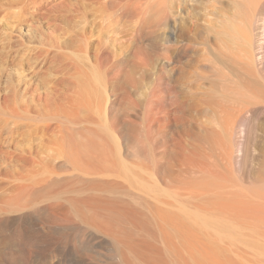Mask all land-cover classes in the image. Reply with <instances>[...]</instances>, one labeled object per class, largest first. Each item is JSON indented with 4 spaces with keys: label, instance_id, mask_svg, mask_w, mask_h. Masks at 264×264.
<instances>
[{
    "label": "bare ground",
    "instance_id": "obj_1",
    "mask_svg": "<svg viewBox=\"0 0 264 264\" xmlns=\"http://www.w3.org/2000/svg\"><path fill=\"white\" fill-rule=\"evenodd\" d=\"M137 3H19L18 24L49 29L36 37L41 39L36 52L38 66L49 64L50 69L39 67L23 91L13 84L1 86L0 79V264H264V251L255 250L254 243H218V171L180 134L170 140L164 135L163 126L173 118L159 101L161 79L145 99V134L154 159L130 162L135 155L126 146L138 135L139 105L132 97L129 61L109 54L100 40L92 54L93 36L83 14L92 7L121 18ZM65 23L72 27V50L60 40ZM236 29L231 26L232 34ZM16 73L22 78L19 69ZM125 102L131 110L116 116V106ZM184 135L199 139L196 133ZM163 158L168 161L164 166ZM171 169L194 175L195 181L172 185L167 180ZM67 176L85 182L93 194L67 206L39 202L65 186ZM113 183L129 185L152 200L163 221L161 233L146 212L110 197ZM47 221L53 227L45 226ZM55 233L65 240H56ZM105 237L113 241L108 262L96 258L106 243H90Z\"/></svg>",
    "mask_w": 264,
    "mask_h": 264
},
{
    "label": "rangeland",
    "instance_id": "obj_2",
    "mask_svg": "<svg viewBox=\"0 0 264 264\" xmlns=\"http://www.w3.org/2000/svg\"><path fill=\"white\" fill-rule=\"evenodd\" d=\"M18 1L0 0V79L1 86L13 84L23 91L26 82L38 76L39 67L50 69L40 59L38 66L36 50L39 32L46 35L49 29L43 25L35 31L30 24H18L23 0ZM138 1L131 7L133 12L121 18L109 9L92 7L83 14L93 36L92 54L100 40L109 54L129 61L132 97L139 105L135 118L138 135L126 146L135 155L130 162L154 159L145 134V99L161 79L164 92L159 101L173 118L163 126L164 135L170 140L175 132L180 134L189 149H198L218 171V243H254L255 250L264 251V0L255 5L250 0ZM77 16L74 25L82 19L81 14ZM233 25L238 30L234 34ZM70 27L65 23L67 32H62L60 40L72 50ZM116 108V116L124 117L131 104ZM228 110L235 111L234 115ZM185 132L196 133L199 139L185 136ZM160 162L168 164L164 158ZM167 178L172 185L195 181L194 175L180 169H171ZM65 180H69L65 186L39 202L67 206L73 199L93 194L86 190L85 182L73 176ZM109 194L146 212L161 233L163 221L149 197L119 183L112 184ZM44 225L53 227L48 221ZM55 234L56 240H65ZM112 242L110 237L90 239V243H106L98 250L97 260H110Z\"/></svg>",
    "mask_w": 264,
    "mask_h": 264
}]
</instances>
